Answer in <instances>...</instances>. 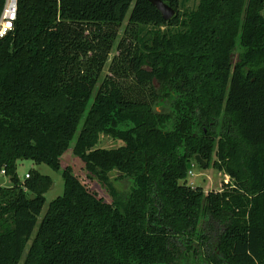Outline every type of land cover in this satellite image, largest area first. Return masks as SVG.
<instances>
[{
	"label": "trees",
	"instance_id": "trees-1",
	"mask_svg": "<svg viewBox=\"0 0 264 264\" xmlns=\"http://www.w3.org/2000/svg\"><path fill=\"white\" fill-rule=\"evenodd\" d=\"M163 1L167 21L149 0H16L0 38V264H264V0ZM74 138L109 200L62 168ZM214 152L230 180L205 193L187 171ZM20 160L64 180L40 221L52 181H21Z\"/></svg>",
	"mask_w": 264,
	"mask_h": 264
},
{
	"label": "rangeland",
	"instance_id": "rangeland-1",
	"mask_svg": "<svg viewBox=\"0 0 264 264\" xmlns=\"http://www.w3.org/2000/svg\"><path fill=\"white\" fill-rule=\"evenodd\" d=\"M198 3V0H180V6H179V13H182L186 10H191L196 7ZM131 10V7L129 11ZM129 11L126 15V18L122 24L121 29L118 32V37L115 41V44L117 43V40L121 37L123 26L126 24V20L129 16ZM264 15V9L262 11ZM153 29L152 26H146L143 28L142 34H144L146 31ZM163 30V28H161ZM115 46L112 48L105 66L103 67V71L101 74L102 76L107 72V66L110 62L111 57L115 54ZM236 56L232 57V61H235ZM100 78V80H101ZM75 141V138L71 141L70 146L66 151H64L60 156V163L62 168L69 166L72 169V173L76 175H80V177H85V179L89 182L90 187L98 192L99 195L104 197L106 200L110 199V196L107 192V190L95 179V178H87V172L84 170V164L81 161V159L73 154V143ZM117 144L116 141L112 140L110 137L102 136L99 141V146L101 147H113ZM211 161L206 162V167L203 168L196 160H192L190 163V167L187 171L186 176V182L192 186V187H201L205 193L209 191H221L224 184L229 183V176L222 170H219L211 165L212 160L216 159L215 152L211 155ZM189 170L192 171L193 175H190L188 172ZM31 171H37L40 174L47 175L50 177L52 183L51 186L44 192V198L45 202L42 207L41 213L38 217V221L42 218L43 214L47 210L48 204L57 198L58 196H61L64 191V180L61 175V171H56L52 169L50 166H48L45 163H35L32 160H20L17 163V177L24 181V175L26 173H29ZM115 177L111 175V179L113 180V185L120 193H125L129 190L130 182L128 179H122V180H116ZM227 182V183H226ZM11 185V182L9 180V177L0 175V186L8 187ZM22 260L20 261V264L22 263Z\"/></svg>",
	"mask_w": 264,
	"mask_h": 264
},
{
	"label": "built area",
	"instance_id": "built-area-1",
	"mask_svg": "<svg viewBox=\"0 0 264 264\" xmlns=\"http://www.w3.org/2000/svg\"><path fill=\"white\" fill-rule=\"evenodd\" d=\"M16 14V0H6L0 17V38L5 36L13 29V22L16 19ZM188 173L193 175L191 170H189ZM0 175L5 176V171L3 169L0 171ZM28 176L29 175L26 173L24 178H27Z\"/></svg>",
	"mask_w": 264,
	"mask_h": 264
},
{
	"label": "water",
	"instance_id": "water-1",
	"mask_svg": "<svg viewBox=\"0 0 264 264\" xmlns=\"http://www.w3.org/2000/svg\"><path fill=\"white\" fill-rule=\"evenodd\" d=\"M149 2L160 12L164 20H170L175 15V9L165 3L163 0H149ZM195 160L203 167H206V162L200 158L199 155L195 156Z\"/></svg>",
	"mask_w": 264,
	"mask_h": 264
}]
</instances>
